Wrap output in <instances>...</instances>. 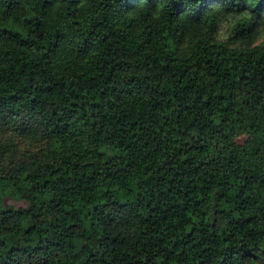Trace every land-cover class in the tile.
<instances>
[{
    "label": "trees",
    "instance_id": "1",
    "mask_svg": "<svg viewBox=\"0 0 264 264\" xmlns=\"http://www.w3.org/2000/svg\"><path fill=\"white\" fill-rule=\"evenodd\" d=\"M263 29L264 0H0V264H264Z\"/></svg>",
    "mask_w": 264,
    "mask_h": 264
},
{
    "label": "rangeland",
    "instance_id": "2",
    "mask_svg": "<svg viewBox=\"0 0 264 264\" xmlns=\"http://www.w3.org/2000/svg\"><path fill=\"white\" fill-rule=\"evenodd\" d=\"M230 26H231V23H229V22L224 23L221 26V31H220V37L221 38H225L227 36L229 29H230ZM260 42H264V29L260 31V35H259L258 39L256 40V43H260ZM244 139H245V137L242 136V137L238 138V141L242 142ZM19 146H20L21 150H24L25 148L32 149L35 145L30 143L29 141L23 140V141L19 142ZM4 205L17 208V207H25L26 203L23 201L14 200L13 198L7 196L4 199Z\"/></svg>",
    "mask_w": 264,
    "mask_h": 264
}]
</instances>
